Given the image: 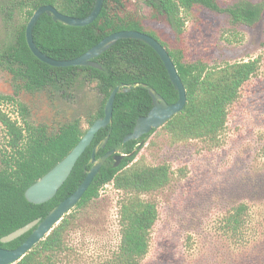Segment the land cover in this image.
Wrapping results in <instances>:
<instances>
[{"label":"trees","instance_id":"trees-1","mask_svg":"<svg viewBox=\"0 0 264 264\" xmlns=\"http://www.w3.org/2000/svg\"><path fill=\"white\" fill-rule=\"evenodd\" d=\"M95 0H6L0 11L9 21L15 12L23 19L15 25L12 43L0 49V70L10 73L16 84L14 95L0 96V124L5 132V148L0 152V239L11 232L46 215L65 200L82 183L93 148L110 133L106 146L99 148L95 158L107 152L129 155L114 167L113 156L101 167L92 183L71 212L16 264H61L62 257L72 252L68 244L70 232L78 220L76 211L86 210L100 196L106 185L123 193L119 202L118 243L109 251L105 264H141L147 256L151 232L158 219L154 202L145 196L163 189L170 182V168L166 164L147 166L133 162L140 147L151 133L137 141L123 143L136 120L147 115L152 100L146 85L155 90L167 104H174L178 94L169 80L158 55L137 40H119L93 61L101 69L92 67L54 68L37 60L27 47L25 27L33 12L51 5L58 12L73 18L88 16ZM164 21L181 40L185 31L186 14L194 8L220 11L217 0H104L97 19L84 27H70L55 23L42 15L33 28V41L38 50L55 60H72L87 52L105 37L120 31H138L155 38L167 50L185 87L187 102L184 109L164 124V131L174 141L201 140L218 145L226 128L229 108L240 96L241 88L259 69V61L249 60L209 66L202 61L185 58L183 49H170L155 32L143 24L141 10ZM262 8L250 3H239L227 10L233 24L253 25ZM129 93H119L113 103L112 126L101 129L91 145L75 164L70 176L53 199L44 204H31L24 197L25 190L59 163L80 141L92 123L103 117V108L114 88L135 86ZM85 86H93L101 95L100 106L87 114L84 124L80 118L62 122L50 130L46 125L31 121L27 105L17 99L20 92L48 91L68 97ZM4 104H15L17 118L2 109ZM251 216L245 203L235 205L222 220V235L235 248L254 240L260 258L253 264H264V238L251 234ZM31 232L1 248L19 247ZM236 256H227L226 264H241Z\"/></svg>","mask_w":264,"mask_h":264},{"label":"rangeland","instance_id":"rangeland-1","mask_svg":"<svg viewBox=\"0 0 264 264\" xmlns=\"http://www.w3.org/2000/svg\"><path fill=\"white\" fill-rule=\"evenodd\" d=\"M6 0H0V9ZM239 3L262 9L253 25L233 24L227 10ZM220 11L194 8L186 14L185 31L176 39L162 20L141 10L143 24L155 32L170 49H183L185 58L209 66L258 60L259 69L241 88L240 96L229 108L226 128L218 145L201 140L174 141L164 131L151 133L140 146L133 162L147 166L166 164L169 184L145 196L156 204L158 219L151 232L147 256L141 264H226L236 256L241 264L260 258L257 241L234 249L222 235V220L237 204L249 206L251 234L264 238V0H217ZM2 10V9H1ZM0 11V49L12 43L15 25ZM16 84L10 73L0 70V96L14 95ZM17 99L27 105L31 121L55 130L59 124L80 118L102 101L93 86H85L68 97L48 91L20 92ZM2 109L17 118L15 104ZM0 124V152L5 146ZM123 193L106 185L86 210L76 211L78 220L70 232L72 248L61 264H105L109 251L118 243V209Z\"/></svg>","mask_w":264,"mask_h":264},{"label":"water","instance_id":"water-1","mask_svg":"<svg viewBox=\"0 0 264 264\" xmlns=\"http://www.w3.org/2000/svg\"><path fill=\"white\" fill-rule=\"evenodd\" d=\"M103 2L104 0H95L91 13L84 18L66 16L58 12L56 8L51 5L41 6L33 12L26 24L25 41L28 49L37 60L54 68L92 67L101 69V66L93 60L109 50L119 40L132 39L149 46L162 61L167 71L169 80L178 94V99L174 104H167L154 89L143 85L144 88H147L148 94L151 97L152 108L147 115L139 117L136 120L132 132L124 137L123 143L137 141L144 135H148L152 130L161 128L175 115L180 113L184 109L187 102L185 87L178 75L171 57L160 42L152 36L142 32L120 31L105 37L98 44L77 58L72 60H55L41 53L33 41V28L42 15L50 17L55 23H61L70 27H84L93 23L97 19L101 12ZM134 87H137V85L117 86L112 90L106 104L104 105L103 117L96 119L92 125L87 128L86 133L77 145L59 163H57L44 176L25 190L24 197L27 202L39 205L49 202L55 197L58 190L70 176L78 159L91 145L95 135L101 129L112 126L113 103L116 95L119 93H129ZM109 136L110 133L107 134L100 144L93 148L89 161L91 168L86 170L84 180L77 187L74 193L55 206L45 218H38L0 239L1 244H7L25 235L26 233L31 232L26 240L15 249H5L0 247V264H16L28 252H30L34 246L49 235V233L63 219V217L68 215L78 204L93 179L109 157L113 156L114 167L116 168L120 165L123 158L130 156V154H118L117 151H110L96 159L95 155L98 149H103L106 146ZM143 142L144 141L140 142L138 146L140 147Z\"/></svg>","mask_w":264,"mask_h":264}]
</instances>
